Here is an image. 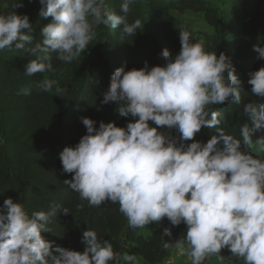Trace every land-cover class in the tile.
I'll list each match as a JSON object with an SVG mask.
<instances>
[{
	"label": "clouds",
	"instance_id": "9594fccd",
	"mask_svg": "<svg viewBox=\"0 0 264 264\" xmlns=\"http://www.w3.org/2000/svg\"><path fill=\"white\" fill-rule=\"evenodd\" d=\"M134 2L121 0V14H116L106 0H38L39 16L51 19L36 41L23 31L32 30L29 16L15 11L24 7L22 0H12L11 11L0 13V51L15 47L33 57L24 65L27 76L54 72L52 54L64 63L81 57L99 25L119 28L122 37L134 36L142 23L127 19ZM179 40L175 56L162 50L163 66L149 67L145 61L139 69H115L101 103L116 102L118 112L132 119L125 127L112 121L96 127V121L81 117L86 134L58 153L62 171L72 174L63 183L89 207L118 204L132 230L164 218L172 226L183 223L184 236L163 247L179 249L191 264L220 257L225 248L243 264H264V158L247 150L255 144L264 151V137L252 139L264 128V66L248 73L259 103L243 105L251 127L243 123L237 139L220 127L223 116L211 107L241 104L242 82L229 57L206 51L204 41H193L184 28ZM253 50L264 60V45H253ZM35 86L40 92L55 89L56 96L65 91L54 79ZM214 127L218 134L206 142L195 139L202 128ZM76 207L82 210L84 204ZM58 211L70 213L52 204L48 211L29 215L22 203L5 198L0 264H137L135 254L115 252L93 229L82 232V252L45 240L41 233L50 232L48 224ZM164 235L171 236L170 230L165 228Z\"/></svg>",
	"mask_w": 264,
	"mask_h": 264
},
{
	"label": "trees",
	"instance_id": "16d2710c",
	"mask_svg": "<svg viewBox=\"0 0 264 264\" xmlns=\"http://www.w3.org/2000/svg\"><path fill=\"white\" fill-rule=\"evenodd\" d=\"M22 2L24 7L15 11L27 14L32 25L31 31H23L39 41L41 28L51 18L39 16L38 0ZM120 3L121 0H106L109 9L116 14H121ZM11 4L12 0H0V13L11 11ZM173 10L201 13L212 29L206 35L209 49L225 53L234 66L242 82L241 104L230 101L211 107L223 116L220 127L240 139L242 124L247 122L251 127V121L242 113L243 105L259 103L247 80L250 71L264 66V60L253 50V45H264V0H217L216 3L209 0H135L127 19L129 23L136 19L142 23L134 36L122 37L119 28L99 25L81 57L64 63L53 53L55 71L34 76L24 74V65L33 58L25 51L15 47L0 51V205L5 198L11 197L22 203L29 215L33 211H48L52 204L67 208L69 214L58 211L48 224L50 232L41 233L54 245L82 252V232L89 228L100 238L109 240L115 252L123 255L128 249L129 254H135L137 264H163L175 249H165L164 242L174 243L184 236L185 225L172 226L167 218L159 224L153 222L132 230L119 212L118 204L106 202L100 207H89L87 201H81L78 193L63 183L71 179L72 174L62 171L58 157L65 146H75L86 134L81 117L96 121V127L100 121H112L125 127L132 119L118 112L116 102L102 104L103 94L116 68L139 69L145 61L149 67L163 66V49H168L172 56L179 52V33L183 26L172 15ZM46 75L57 80L65 90L60 96L55 95V89L52 93L37 90L36 82ZM24 89H28L29 94L24 95ZM170 134L178 136L175 130ZM217 134L215 127L202 128L195 139L206 142ZM260 137H264V128L255 132L252 139ZM247 150L264 158L259 145L254 144ZM81 203L84 207L78 210L76 206ZM165 228L170 230L171 236L164 235ZM220 257L224 264H243L242 260L232 257L227 248L222 249ZM120 264L125 262L121 260Z\"/></svg>",
	"mask_w": 264,
	"mask_h": 264
},
{
	"label": "rangeland",
	"instance_id": "374dc122",
	"mask_svg": "<svg viewBox=\"0 0 264 264\" xmlns=\"http://www.w3.org/2000/svg\"><path fill=\"white\" fill-rule=\"evenodd\" d=\"M209 1H211L212 3L217 2V0ZM171 13L179 21V23L183 26L184 29L189 30L191 32L193 41L203 40L205 50L208 52L215 51L217 56H219L218 51L209 49L208 42L206 40V35L211 33L212 29L205 22L204 17L201 13L191 10H173ZM45 78L49 79V76L46 75ZM126 253H129L128 249L125 250V254ZM163 264H191V260L186 255H182L179 249L175 248ZM204 264H224V262L221 258L217 256H211L206 260Z\"/></svg>",
	"mask_w": 264,
	"mask_h": 264
}]
</instances>
